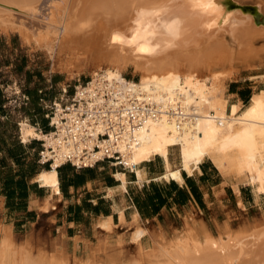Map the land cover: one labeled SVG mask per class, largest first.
<instances>
[{"label": "bare ground", "instance_id": "1", "mask_svg": "<svg viewBox=\"0 0 264 264\" xmlns=\"http://www.w3.org/2000/svg\"><path fill=\"white\" fill-rule=\"evenodd\" d=\"M236 1L0 0V29L16 31L26 42L39 46H50L54 35H60L59 46L80 55H72L75 62L67 65L72 77L88 64L95 65L92 80L101 75L108 81L115 106L123 109L112 117L111 126L97 124L94 133L108 132L106 142L138 176L137 165L153 156L164 159L165 179L180 181V169L192 173L208 158L223 173L246 180L264 196V89L253 93L245 108L240 102L231 104L225 92L226 82L243 69L264 64V43L256 44L264 38V25L258 26ZM256 3L250 7L253 11L264 10V0ZM42 5L47 7L45 26L35 31L15 16L32 17ZM236 5L240 8L231 10ZM131 66L140 74L138 81L122 75ZM203 70H209L210 76L203 77ZM55 103L51 121L59 126L61 106ZM20 131L24 141L31 137L54 147L58 142L25 121ZM59 146L51 169L36 177L56 194H60L56 167L63 161L62 154L74 149ZM175 147L180 166L172 169L168 157ZM116 177L125 183L122 172ZM40 208L49 211L54 206L46 201ZM111 221L105 218L99 224L109 232ZM4 227L0 264H17L19 254L26 264L68 262L69 254L62 250L50 259L40 252L31 258L29 242L21 254L15 249L11 226ZM146 231L138 226L132 240L139 243L147 264H264V221L238 232L225 226L219 236L199 224L192 238L184 232L153 245L140 241ZM92 248L83 257L75 251L76 264H124L109 254L107 242Z\"/></svg>", "mask_w": 264, "mask_h": 264}, {"label": "crops", "instance_id": "2", "mask_svg": "<svg viewBox=\"0 0 264 264\" xmlns=\"http://www.w3.org/2000/svg\"><path fill=\"white\" fill-rule=\"evenodd\" d=\"M246 80L235 78L234 81ZM58 82L61 81H51ZM251 88L249 84L230 83L225 91L231 102L244 105V99L255 93ZM18 90L20 95L16 97L20 96L21 103L26 104L29 98L23 89ZM4 93L5 106L11 108L9 103L15 95L5 90ZM64 95L62 93L60 101L55 98L53 102H62ZM33 125L37 131L47 133L38 123ZM21 134L17 129L16 138L21 144L18 160L0 152V157H6L11 165V168H0V228L2 224L10 225L15 241L29 242L35 250L44 249L40 245H49L52 251L62 242L68 250L71 242L75 252L81 245L86 247L107 238L112 244L119 240L123 241V246H137L132 234L138 226L147 230L140 241L153 245L162 239H175L184 232L195 236L199 224L218 236L225 226L240 230L256 221H264V196L256 193L246 180L223 173L208 158L194 167L192 173L180 169L181 181L163 177L166 165L160 156L137 165L140 176L136 169L115 166L108 160L78 169L62 164L57 168L60 194L53 193L36 179L45 169L38 161L40 139L32 138L40 143L33 142L31 137L24 141ZM117 172L124 174V184L117 179ZM46 201L54 208L43 211L40 207ZM42 217L47 218L51 229L45 237L47 240H43L37 226ZM105 218L112 220L109 232L99 224ZM54 231L56 236H53Z\"/></svg>", "mask_w": 264, "mask_h": 264}, {"label": "rangeland", "instance_id": "3", "mask_svg": "<svg viewBox=\"0 0 264 264\" xmlns=\"http://www.w3.org/2000/svg\"><path fill=\"white\" fill-rule=\"evenodd\" d=\"M256 1L258 0H237L236 2L241 5L242 7L246 8V12H253V8L257 6ZM255 4V5H254ZM44 5V3H43ZM42 5V7H43ZM252 7V9L250 8ZM15 16L23 19L28 25L33 26L34 31L39 27L45 26V21L47 17V7L40 8V11L37 12L34 16H25L24 14L17 13ZM254 21L257 24L264 25V10L263 8L258 9V12L254 15ZM258 25V26H262ZM0 84L1 87L4 86V90L11 96L15 95L14 98L11 99L9 105L11 106L10 111L13 117V120L16 122L17 129L20 131V123L25 121L30 123L31 116H34L36 120H38V116L35 115L33 110H26L21 109V97L18 88L24 89L25 86L34 87L35 85H39L48 93V96L44 99V101H40L42 111L46 113H50L51 105L53 100L56 98L57 101H60L62 97V89L66 88V93L63 96L62 102H65L74 92L75 86L81 84L90 78H93V71L95 70V65L90 63L87 65L85 69L81 72H77L75 76H70L68 74L67 65L72 61L75 62V58L72 55L80 57V55H76L73 53H69L66 48H61L59 46L61 37L60 35H54V39H52L51 45H43L39 46L35 43L26 42L22 36L16 31L5 32L0 29ZM60 39V40H59ZM264 43V38H260L256 41L258 46H261ZM72 56V57H71ZM17 57H24L25 63L24 68L22 71H17L15 69V64L19 63V58ZM72 59V60H70ZM68 60V61H67ZM93 64V65H92ZM260 65V66H259ZM264 64H258L254 68H246L243 69L240 74L236 77V79H247L246 81H234L235 79L228 80L226 82V89L230 83H235V85H240L242 83L249 84L252 86L250 89L251 92L258 91L260 89H264ZM260 67V68H259ZM209 70H203L201 72L203 77L210 76ZM205 72V74H204ZM57 75V76H55ZM122 75L130 78L134 81H138L140 78V74L136 73L134 67H128L122 72ZM61 81L58 83H51V81ZM225 89V90H226ZM226 92V91H225ZM253 95V94H252ZM252 95H249L246 102H243V108H245L250 103V99ZM10 96V97H11ZM52 98V99H51ZM230 101L232 99L230 98ZM60 103V102H57ZM234 102H231V104ZM44 114V117L46 118ZM49 119V118H48ZM49 122V120H48ZM40 125V123H38ZM32 141L35 139L30 138ZM169 158L171 160L172 168L179 167L180 164V157H179V150L178 147L171 148L169 151ZM57 210L53 211L55 214ZM54 216V215H53ZM4 224L1 225L0 228V238L2 237ZM38 230L42 231V238L43 240H47L45 237L48 233L51 232L50 227L47 225V218L42 217L38 221ZM203 226V225H202ZM242 230V229H240ZM240 230H233L238 232ZM222 231L220 230L219 235ZM24 233V230L22 231ZM186 235L189 238H192L193 235ZM218 235V236H219ZM56 236V231H54V235ZM13 240L14 236H13ZM20 240V239H19ZM108 240V241H106ZM106 240L99 241L98 243L104 244L107 242L108 244V252L109 254L117 255L121 262L124 264H147L144 260L142 251L140 250V245L137 243V246L134 245H125L123 246V241L116 240L114 244L107 238ZM16 242V241H15ZM98 243H94L93 245L88 246H79L76 250V253L83 257L86 252L87 248H94L98 246ZM24 242L22 243H15L16 251H19L21 254L24 251ZM44 249L35 250L34 246L31 244V258L39 257V252L45 254L49 259L53 258L55 251L60 250L59 252L69 254V260L66 264H76L75 255L76 253L73 252V248L71 242L68 243V250L65 244L62 242L58 244L52 251L49 245H40ZM23 248V249H22ZM92 248V249H93ZM62 250V251H61ZM70 252V253H69ZM75 254V255H74ZM51 256V257H50ZM116 256V257H117ZM16 263L17 264H26L24 259L21 255L16 256ZM22 259V260H21Z\"/></svg>", "mask_w": 264, "mask_h": 264}, {"label": "built area", "instance_id": "4", "mask_svg": "<svg viewBox=\"0 0 264 264\" xmlns=\"http://www.w3.org/2000/svg\"><path fill=\"white\" fill-rule=\"evenodd\" d=\"M100 76H97L95 81L90 78L76 85L73 94L65 102H60L59 126L51 121V115L56 111V103L53 102L50 107L51 111L47 114L50 131L45 134L51 135L53 140L58 141L55 143L57 148L60 147L59 145L74 148L62 154L63 161L56 168L62 164H70L77 169L92 167L103 160H108L115 166L125 167L121 153L112 149V146L106 142L109 139L108 132L94 133L97 124L111 126L112 117L123 109L122 105L115 106L113 86ZM62 93L65 94L66 89H62ZM40 141L38 161L51 167L56 149L53 145H47L45 140Z\"/></svg>", "mask_w": 264, "mask_h": 264}, {"label": "trees", "instance_id": "5", "mask_svg": "<svg viewBox=\"0 0 264 264\" xmlns=\"http://www.w3.org/2000/svg\"><path fill=\"white\" fill-rule=\"evenodd\" d=\"M0 40L2 41L1 37ZM17 58H19L18 61L19 63L15 64L16 65L15 69L17 71H22L25 66L24 65L25 59L24 57H17ZM126 78H130V77H126ZM23 92L26 94L29 100L27 101L26 104L22 103L21 109L33 110L35 115L38 116V120H36L34 116H31V122H30L31 125L35 123H40L43 131L48 132L50 130L48 123L49 119L47 117L46 118L44 117L45 112L42 111L40 105V101L42 99H45L46 96H48V93L44 91V89L40 87L38 84L35 85L34 87L25 86ZM247 98L244 99V102L247 101ZM6 102H7V98L4 93V87L0 86V152L7 153L9 157L13 158L16 161L19 158L18 155H20L19 149L21 148V144L16 138V131H17L16 122L13 120L10 108L5 106ZM33 142L40 143V141L37 140H34ZM15 164L18 163L15 162ZM7 166L11 168V165H9L6 157L4 156L0 157V168ZM43 166L47 170L51 169V167H49L47 164H44Z\"/></svg>", "mask_w": 264, "mask_h": 264}, {"label": "water", "instance_id": "6", "mask_svg": "<svg viewBox=\"0 0 264 264\" xmlns=\"http://www.w3.org/2000/svg\"><path fill=\"white\" fill-rule=\"evenodd\" d=\"M237 8H240L239 5H236V7H233L231 10H234V9H237ZM258 12V9L256 8L253 12H248L251 16L254 17L255 13ZM244 13H247L246 10L244 11ZM257 24V23H256ZM257 25H262V24H257Z\"/></svg>", "mask_w": 264, "mask_h": 264}]
</instances>
